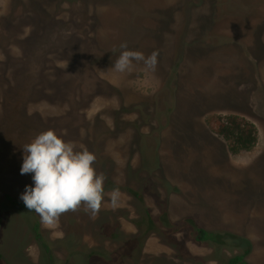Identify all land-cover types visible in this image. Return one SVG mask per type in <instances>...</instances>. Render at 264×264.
<instances>
[{
    "label": "rangeland",
    "instance_id": "374dc122",
    "mask_svg": "<svg viewBox=\"0 0 264 264\" xmlns=\"http://www.w3.org/2000/svg\"><path fill=\"white\" fill-rule=\"evenodd\" d=\"M122 42L157 52L155 70L133 62L116 72ZM84 97L91 138L97 119L112 132L105 151L121 195L113 207L109 191L103 209L117 211L111 226L133 236L143 264H264V0H0V123L20 101L22 115L76 149L87 132L72 106ZM228 115L255 124L252 151L233 155L213 132L210 119ZM34 137L13 147L0 138L14 158L0 172L1 199L32 185L19 169ZM12 211L0 200V264H66L59 218L41 223L40 243L39 216ZM88 221L76 264L96 246Z\"/></svg>",
    "mask_w": 264,
    "mask_h": 264
},
{
    "label": "trees",
    "instance_id": "16d2710c",
    "mask_svg": "<svg viewBox=\"0 0 264 264\" xmlns=\"http://www.w3.org/2000/svg\"><path fill=\"white\" fill-rule=\"evenodd\" d=\"M109 89L113 92L117 91L116 88L112 86L109 87ZM90 101V99L88 100L84 97L76 100L75 104L72 106V114H74V116H78L83 122H85L82 129L87 132V136L82 137L81 139L82 145L80 147H76L75 150L87 149L89 152L94 153L96 159L93 166L97 173H102L105 177L103 181L104 195L102 197L101 207L97 213L98 217L93 218L90 216L84 210L83 204H81L77 210L67 211L59 216V220L63 224L62 231L64 234V238L61 243L63 247L66 248V250L68 249V258L70 259L69 264L77 263L79 255L74 251V247L81 243V239L85 235L86 231L83 223L84 221L89 220L90 233L97 241L95 248L91 249V255L94 256V262L97 261L101 264H118V261H120L122 264H143V254L139 252L137 247H135V241H131L133 236L130 234H122L118 229V223H116L115 226L117 228L115 229L111 226V215H115L117 211H105L103 209L104 202L108 200L106 198L108 192L114 188H118L116 183L110 181L111 178L115 177L113 173L115 172L116 165L114 160L111 159L105 151L108 137L112 136V132L107 127L102 125L101 119H97V123L94 125V128L96 131H98V134L95 135V138H91L92 135L88 133L90 124L87 123L88 121L84 115L80 114L79 112L88 103H90ZM20 103V101L12 103L6 118H4L0 123V138L2 137L5 143L12 147L16 144H19L20 142L28 141V139L34 137V134H39L52 129L51 127H48V124L44 122L43 119L38 115H22L21 110L19 109ZM209 123L213 132L227 143L228 150L233 155L243 152H250L256 147L258 143L259 134L257 127L244 117L237 115L217 116L211 118ZM68 136L71 135L69 134ZM12 147L9 148L12 149ZM3 150L4 147L0 145L1 158L2 160L3 158L7 159L5 162L3 161L4 164L0 163V172L5 171L7 166L10 165L11 161L14 162L13 156L8 152H3ZM105 183H107V186H104ZM0 200H4L6 203H8L14 212H26L27 214L35 213L29 212L19 198L9 193H5L4 197L2 199L0 198ZM88 217L89 219L85 220ZM111 228L112 230L109 231ZM106 230L108 231V235L103 234V232H106ZM43 232L44 230L41 226V222L36 221V223L32 225L31 234H33L35 239L40 243H44V238L42 236ZM202 234V240L209 239L211 237L207 232H203ZM107 239L114 243V245L118 246V248L113 249L112 252L106 250L105 240ZM141 243H144V240L141 241ZM83 247L82 249L85 252L89 251V246ZM113 257L116 259L115 262L110 261V259ZM229 264L247 263L242 262L241 256H234L233 258L229 259Z\"/></svg>",
    "mask_w": 264,
    "mask_h": 264
},
{
    "label": "clouds",
    "instance_id": "9594fccd",
    "mask_svg": "<svg viewBox=\"0 0 264 264\" xmlns=\"http://www.w3.org/2000/svg\"><path fill=\"white\" fill-rule=\"evenodd\" d=\"M119 56L112 64L116 72L131 71L133 62H143L146 70L154 71L157 52L145 57L136 50H128L126 42L120 44ZM20 174L31 173L32 185H25L19 199L29 212H35L42 224L53 225L67 211L84 210L95 217L104 195L102 173L93 164L94 153L87 149L75 150L54 130L39 133L23 147ZM118 188L111 190L110 200L116 207L120 199Z\"/></svg>",
    "mask_w": 264,
    "mask_h": 264
},
{
    "label": "flooded vegetation",
    "instance_id": "af4514ba",
    "mask_svg": "<svg viewBox=\"0 0 264 264\" xmlns=\"http://www.w3.org/2000/svg\"><path fill=\"white\" fill-rule=\"evenodd\" d=\"M41 226H42V224H41ZM42 228H43V226H42ZM45 248H46V250H47V246L45 245ZM49 250V249H48ZM47 250V251H48ZM76 253H78L76 250H74ZM78 255H79V258H78V262L77 263H79L80 261H81V255L78 253ZM91 254L89 255V260H87L86 261V264H92V262H91V260H90V258H91ZM68 260H67V262H66V264H69V262H70V259L69 258H67ZM242 262H245L244 260H242ZM247 263V262H246ZM74 264H76V263H74ZM228 264H229V261H228ZM248 264V263H247Z\"/></svg>",
    "mask_w": 264,
    "mask_h": 264
}]
</instances>
